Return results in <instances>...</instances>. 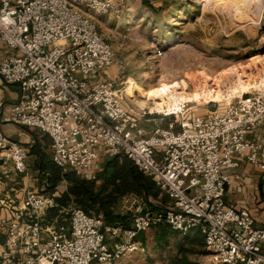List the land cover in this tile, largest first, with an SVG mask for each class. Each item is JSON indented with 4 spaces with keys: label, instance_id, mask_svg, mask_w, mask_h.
<instances>
[{
    "label": "built area",
    "instance_id": "1",
    "mask_svg": "<svg viewBox=\"0 0 264 264\" xmlns=\"http://www.w3.org/2000/svg\"><path fill=\"white\" fill-rule=\"evenodd\" d=\"M118 7L111 0H0V81L19 87L10 108L0 100V163L28 174V150L3 124L37 130L50 138L51 161L62 173L95 181L101 159L124 156L171 206L154 210L136 196L123 198L120 214L131 219L125 228L29 190L26 219L5 222L12 264H116L144 253L141 235L160 224L181 235L198 230L213 264H264V227L225 199L243 162L264 173V87L181 121L179 132L170 124L147 135L124 104L126 65L92 17L118 14Z\"/></svg>",
    "mask_w": 264,
    "mask_h": 264
},
{
    "label": "rangeland",
    "instance_id": "2",
    "mask_svg": "<svg viewBox=\"0 0 264 264\" xmlns=\"http://www.w3.org/2000/svg\"><path fill=\"white\" fill-rule=\"evenodd\" d=\"M111 1L118 14L92 15L93 21L126 65L124 104L147 135L170 124L179 132L181 121L223 110L264 87V0L246 6L232 0ZM115 72L112 66L110 77ZM178 84V90L167 89ZM66 187L63 181L59 190ZM157 235L156 227L142 234L146 251L116 264L214 262L201 253L205 249L181 247V234L168 231L161 243Z\"/></svg>",
    "mask_w": 264,
    "mask_h": 264
},
{
    "label": "crops",
    "instance_id": "3",
    "mask_svg": "<svg viewBox=\"0 0 264 264\" xmlns=\"http://www.w3.org/2000/svg\"><path fill=\"white\" fill-rule=\"evenodd\" d=\"M19 96V87L7 85L0 81V100L5 110L14 104ZM3 133L12 141L25 146L28 150V174H17L11 163H0V264H12L13 258L5 248L7 237V224L11 220L26 219L23 210V201L29 190L50 194L46 191L48 186L47 164L51 161L50 138L37 130H30L12 124L1 126ZM43 168V171H42ZM101 172L102 166L95 165ZM98 172V173H99ZM66 182V181H64ZM54 194L61 195L67 190H59V185ZM68 186V185H67ZM226 202L234 208L248 209L258 227H264V173L242 163L239 170L232 172L231 185L227 189ZM53 211L48 213L51 220L57 215ZM58 217V216H57Z\"/></svg>",
    "mask_w": 264,
    "mask_h": 264
},
{
    "label": "trees",
    "instance_id": "4",
    "mask_svg": "<svg viewBox=\"0 0 264 264\" xmlns=\"http://www.w3.org/2000/svg\"><path fill=\"white\" fill-rule=\"evenodd\" d=\"M102 160L103 168L96 180L91 182L80 179L72 171L62 173L56 165L48 162L47 170L44 171L49 174L46 191L54 194L58 184L66 181L67 190L61 195H54L61 208L74 204L88 215L102 214L108 224L118 223L125 228L130 226L131 219L128 215L120 214L119 208L123 198L130 195L136 196L154 210L171 206L169 198L157 189L155 182L138 171L126 157L116 156ZM53 212V215L58 214L57 210ZM156 228L158 229L157 241L160 243L165 241L168 231H172L165 224H160ZM183 236L180 242L181 247L187 244L196 247L199 251L204 249L203 237L198 230ZM201 253L207 254L206 251Z\"/></svg>",
    "mask_w": 264,
    "mask_h": 264
},
{
    "label": "bare ground",
    "instance_id": "5",
    "mask_svg": "<svg viewBox=\"0 0 264 264\" xmlns=\"http://www.w3.org/2000/svg\"><path fill=\"white\" fill-rule=\"evenodd\" d=\"M259 0H232V3H239V4H243V5H249V4H256ZM185 84V83H184ZM180 87V84L178 85H171L170 87H167L168 90L170 89H174V90H178ZM139 90V89H138ZM166 89H164L162 92L163 94L165 93Z\"/></svg>",
    "mask_w": 264,
    "mask_h": 264
},
{
    "label": "water",
    "instance_id": "6",
    "mask_svg": "<svg viewBox=\"0 0 264 264\" xmlns=\"http://www.w3.org/2000/svg\"><path fill=\"white\" fill-rule=\"evenodd\" d=\"M141 215H142V216H145V215H146V210H143V211L141 212Z\"/></svg>",
    "mask_w": 264,
    "mask_h": 264
}]
</instances>
